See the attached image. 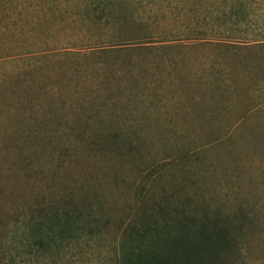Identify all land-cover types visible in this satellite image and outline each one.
Wrapping results in <instances>:
<instances>
[{
    "label": "rangeland",
    "instance_id": "rangeland-1",
    "mask_svg": "<svg viewBox=\"0 0 264 264\" xmlns=\"http://www.w3.org/2000/svg\"><path fill=\"white\" fill-rule=\"evenodd\" d=\"M176 218L264 264V0H0V264Z\"/></svg>",
    "mask_w": 264,
    "mask_h": 264
},
{
    "label": "trees",
    "instance_id": "trees-1",
    "mask_svg": "<svg viewBox=\"0 0 264 264\" xmlns=\"http://www.w3.org/2000/svg\"><path fill=\"white\" fill-rule=\"evenodd\" d=\"M137 248L120 244L121 264H226L232 238L226 228H205L188 218L149 221L127 231Z\"/></svg>",
    "mask_w": 264,
    "mask_h": 264
}]
</instances>
